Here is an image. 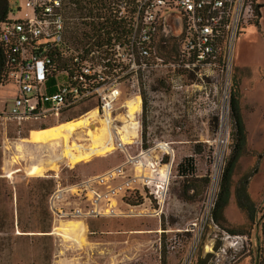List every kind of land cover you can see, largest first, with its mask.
<instances>
[{
  "label": "rangeland",
  "instance_id": "374dc122",
  "mask_svg": "<svg viewBox=\"0 0 264 264\" xmlns=\"http://www.w3.org/2000/svg\"><path fill=\"white\" fill-rule=\"evenodd\" d=\"M8 3L13 7V0ZM257 5L258 17L239 36L228 74L219 70L212 77H181L173 82L157 77L141 91L142 147L168 143L172 150L162 160L171 162V178L159 216L151 212L89 217L84 222L57 219L48 208L54 174L61 186L70 187L122 163L123 153L109 146L102 154L89 156V161L71 165L59 157L61 143L56 147L22 142L39 128L18 136L11 123L0 122V175L16 171L10 178L0 177V264H182L196 242L192 264H264V0H258ZM163 25L159 46L177 44L168 24ZM232 89L245 128V146L233 171L229 202L218 223L208 217L203 230L178 233L201 219L213 177H217L218 186L231 153ZM12 90V86L0 88V105L9 100ZM85 110L71 113L70 118L78 119ZM72 137L84 135L77 131ZM107 141L106 137L105 144ZM80 143L88 147L90 141ZM138 150L139 145L128 149L130 154ZM186 157L192 158L195 173L179 178L177 164ZM39 162L45 166L54 163L55 167L40 177L27 176L24 168ZM240 184L246 185L256 207L251 220L236 204L234 192ZM128 200L134 203L136 197ZM76 202L68 192L60 204L73 206ZM65 221L80 225L66 234L56 232ZM162 230L168 233L159 234ZM168 245L175 249L168 251Z\"/></svg>",
  "mask_w": 264,
  "mask_h": 264
},
{
  "label": "built area",
  "instance_id": "2783aa9c",
  "mask_svg": "<svg viewBox=\"0 0 264 264\" xmlns=\"http://www.w3.org/2000/svg\"><path fill=\"white\" fill-rule=\"evenodd\" d=\"M6 3L7 15L0 21V88L13 90L0 105V122L11 123L19 136L35 127L72 121L71 113L85 108L78 116L87 117L88 124L73 131L84 137L70 138L71 151L75 143L89 139V127L104 126L106 146L124 155L122 163L70 187L61 186L55 173L48 201L51 213L59 220L80 222L151 212L159 216L171 178V162L162 160L172 150L168 143L142 147L141 91L157 77L173 82L212 77L219 70L228 74L239 36L258 17V0H13V7ZM165 23L177 38L176 54L169 60L159 46ZM137 97L140 108L132 128L125 103ZM133 145H139L136 154L128 151ZM217 190L213 177L201 219L178 233L203 230L207 218L211 220ZM68 192L77 200L73 206L60 204ZM132 195L141 202L132 205L127 200ZM194 249L182 264H192Z\"/></svg>",
  "mask_w": 264,
  "mask_h": 264
},
{
  "label": "trees",
  "instance_id": "16d2710c",
  "mask_svg": "<svg viewBox=\"0 0 264 264\" xmlns=\"http://www.w3.org/2000/svg\"><path fill=\"white\" fill-rule=\"evenodd\" d=\"M6 15H7L6 0H0V21L5 19ZM173 39H176V37H173ZM160 49L164 57L171 58L174 57L176 54L177 44L166 42L160 46ZM3 78H4V65L1 60V54H0V84ZM229 107H230V116L233 122L232 138L234 142L231 153L225 160L224 166L220 173L214 208L211 212V220H214L216 223H218L219 220L221 219L223 210L229 202L231 196L230 189H231V182H232L231 179H232L233 171L235 169L237 160L239 159L241 153L244 151V146H245V128L241 119L237 95L234 89H232V92L230 94ZM194 173H195V169L192 158L186 157L177 164V174L179 178L192 177L194 176ZM234 194L238 208L244 211L250 220L253 219L256 213V207L249 197L246 185L240 184L239 186H237ZM135 197L136 200L134 201V203H131L132 205H137L141 202V198H139L138 196Z\"/></svg>",
  "mask_w": 264,
  "mask_h": 264
},
{
  "label": "bare ground",
  "instance_id": "6f19581e",
  "mask_svg": "<svg viewBox=\"0 0 264 264\" xmlns=\"http://www.w3.org/2000/svg\"><path fill=\"white\" fill-rule=\"evenodd\" d=\"M125 107L127 108L129 125L134 128V113L137 112L140 108V99L137 97L134 101H127L125 103ZM87 124V117H80L76 120H72L69 122H62V124L60 123V125L58 124L53 127L35 130L29 135L27 139H22V142L37 145L52 144L56 147H59L61 143V146H63V150L59 157L61 156L63 159L70 161L71 165H75L81 161L87 162L90 160L89 156H96L102 154L104 150L108 148V146H106L105 144L107 136L106 129L104 126H101L94 128L93 130H87V136L89 137L88 140L90 141L88 147H85L84 144L75 143L74 146L76 150L74 152L71 151L70 145H68V143L73 135V131L76 129L84 128ZM131 135L134 136L135 134L131 132ZM54 167V163L45 166V164L42 165L39 162L38 164H33L27 168H24V171L27 176L40 177L43 172H45L47 169H53ZM14 172L16 171L7 172L5 174V177L10 178ZM76 225H80V223L73 221H65L62 222L54 230L58 233L61 232L62 234H66V232H68L69 230H72L77 227ZM80 230H85L84 226L80 227Z\"/></svg>",
  "mask_w": 264,
  "mask_h": 264
},
{
  "label": "crops",
  "instance_id": "0c3cea01",
  "mask_svg": "<svg viewBox=\"0 0 264 264\" xmlns=\"http://www.w3.org/2000/svg\"><path fill=\"white\" fill-rule=\"evenodd\" d=\"M258 11H259V9H258Z\"/></svg>",
  "mask_w": 264,
  "mask_h": 264
}]
</instances>
